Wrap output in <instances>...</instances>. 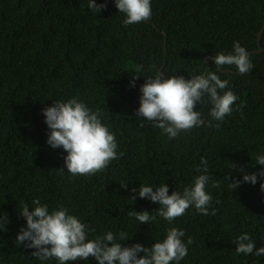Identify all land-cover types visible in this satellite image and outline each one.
Here are the masks:
<instances>
[{
  "label": "trees",
  "instance_id": "16d2710c",
  "mask_svg": "<svg viewBox=\"0 0 264 264\" xmlns=\"http://www.w3.org/2000/svg\"><path fill=\"white\" fill-rule=\"evenodd\" d=\"M95 3L107 7L95 14L88 0H0V216L7 213L9 221L0 230V264H58L41 261L32 256L35 249L15 243L26 227L19 209L27 204L32 211L35 199L50 212L64 207L95 229L89 239L124 232L129 239L121 241L123 246L150 247L175 227L185 232V243L193 240L179 264H264L255 249L237 254L234 243L247 233L256 248L264 246V178L236 190L224 180L229 172L243 179L233 163L248 173L264 168L255 164L257 155H264V50L249 55L253 69L246 75L235 66H225L223 71L234 72L224 74L209 59L210 69L204 62L216 53H232L237 41L247 52L259 48L264 0H151V19L127 27L114 0ZM160 71L185 79L217 72L239 98L232 114L215 121L206 101L194 109L204 125L175 138L148 122L141 128L135 116L140 86ZM133 74H139L135 87ZM73 97L99 110L117 141L119 158L95 175L61 171L67 153L46 143L42 110ZM202 157L209 176L205 191L212 196L209 210L215 208V215L200 214L194 206L171 224L159 216L139 224L128 215L147 210L155 216L159 208L138 194L132 201V188L165 183L169 195L182 192L204 174L197 170L204 167ZM67 264L98 262L90 257Z\"/></svg>",
  "mask_w": 264,
  "mask_h": 264
},
{
  "label": "clouds",
  "instance_id": "9594fccd",
  "mask_svg": "<svg viewBox=\"0 0 264 264\" xmlns=\"http://www.w3.org/2000/svg\"><path fill=\"white\" fill-rule=\"evenodd\" d=\"M114 2L118 11L125 16V27L151 19V0ZM106 7V3L97 5L95 0H88V8L95 14ZM248 53L237 41L233 43L232 53H216L209 57V60L218 71L222 72L225 66H235L240 74L246 75L253 69L249 55L254 53ZM232 72L234 71L229 73ZM132 77L131 86L135 87L139 74H133ZM140 93L139 108L135 111L136 118L140 120V127L143 128L145 122H148L161 129L170 139L177 137L181 132L204 125L201 113L194 110L197 104L201 105L206 101L210 103L212 107L209 115L213 120L223 122L226 116L232 114V106L239 99L229 89V81L222 80L217 72L213 71H206L190 79H185L183 75L166 76L163 73L147 76L144 84L140 86ZM237 110H240V106ZM42 114L49 129L46 143L53 149L62 148L67 153L63 156L64 166L60 168L61 171L66 169L72 176L95 175L105 170L111 161L119 158L115 134L102 123L99 110L93 111L84 102L73 97L66 102L54 101L52 106L42 110ZM216 126L219 127V123ZM201 164L204 167L197 170L204 174L197 176L194 184L185 187L182 192L173 191L169 195V188L165 183L155 189L142 184L138 189L132 188V201L138 194L139 198L159 204V208L155 209V216L147 210L129 211L128 215L135 218L139 224H149L155 221L157 216L171 224L190 206H194L200 214L215 215V208L209 210L212 196L205 191L209 176L207 160L203 157ZM255 164L264 166V155H257ZM232 169L243 173L242 180L233 179L232 172L224 177L229 187L235 190L242 183L255 185L258 177L264 178V168L256 173H248L243 167L233 163ZM218 186L213 184V187ZM121 187L126 188L127 185ZM260 190L264 191V183L260 184ZM32 204V211H29L27 204L19 209L20 216L26 220V227L20 228L15 243L23 244L27 249H35L32 256L41 261L55 259L58 264H67L70 261H87L91 257L98 264H171L173 261L179 264L188 255L187 246L193 243L191 237L185 243L182 239L185 232L175 227L167 230L166 238L156 241L150 247L139 243L123 246L121 241L129 239L124 232H120L117 237L109 231L95 239H89V231L94 232L95 229H90L89 225L69 214L66 208L60 207L50 212L48 206L41 204L39 199L33 200ZM8 222L7 213L0 216V230H4ZM234 243L237 254H253L255 249L256 256H264V246L256 248L247 233L238 236ZM139 253L143 255H138Z\"/></svg>",
  "mask_w": 264,
  "mask_h": 264
},
{
  "label": "water",
  "instance_id": "95a60500",
  "mask_svg": "<svg viewBox=\"0 0 264 264\" xmlns=\"http://www.w3.org/2000/svg\"><path fill=\"white\" fill-rule=\"evenodd\" d=\"M165 34V33H164ZM264 34V26H263V28H262V30L260 31V33H259V36H258V45H259V49L258 50H256V51H253V52H249L248 54H252V53H254V54H259V53H261V52H263V48H262V46H261V38H262V35ZM166 35V34H165ZM208 59H209V57H206L205 59H204V62H205V64L207 65V66H209V69H210V64H209V61H208ZM223 73H229V72H231V71H222ZM159 73H162L161 71L159 72Z\"/></svg>",
  "mask_w": 264,
  "mask_h": 264
}]
</instances>
